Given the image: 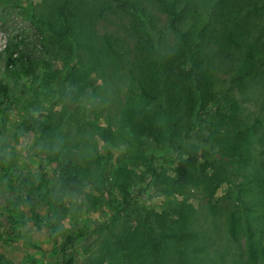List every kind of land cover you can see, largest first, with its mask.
Returning a JSON list of instances; mask_svg holds the SVG:
<instances>
[{
  "label": "rangeland",
  "instance_id": "obj_1",
  "mask_svg": "<svg viewBox=\"0 0 264 264\" xmlns=\"http://www.w3.org/2000/svg\"><path fill=\"white\" fill-rule=\"evenodd\" d=\"M214 1L195 0L189 21H206ZM67 2L75 35L60 38L53 32L63 26L57 7ZM106 4L111 9L97 16ZM247 7L234 32L239 46L223 34L237 13L220 9L211 16L207 36L220 53L205 61L219 101L207 105L208 114H191L196 127L187 142L199 147L198 155L179 174L181 149L156 139V127L165 125L159 121L167 123L159 115L166 99L148 100L138 91L146 78L128 12L109 0H0V82L9 96L0 104V154L7 161L0 166V264H56L65 236L83 226L88 231L66 252L71 264H264V63L244 88L231 82L245 37L255 41L261 21L250 19ZM167 42L172 48L171 35ZM11 50L21 60L8 66ZM233 99L239 112L227 126L219 113H229ZM29 117L47 124L46 138L30 128ZM215 124L224 138L253 128L246 163L221 153L210 138ZM13 170L28 178L38 221L23 199L15 201ZM119 185L131 204L123 205ZM164 232L174 237L155 250L152 239Z\"/></svg>",
  "mask_w": 264,
  "mask_h": 264
},
{
  "label": "trees",
  "instance_id": "obj_2",
  "mask_svg": "<svg viewBox=\"0 0 264 264\" xmlns=\"http://www.w3.org/2000/svg\"><path fill=\"white\" fill-rule=\"evenodd\" d=\"M109 1L131 16L130 28L135 36V48L141 59L140 70L142 76L146 78L143 82H139V93L148 100L166 99L165 107L167 108L162 107V105L160 108L162 107L161 110L167 113L168 117L161 110L159 115L160 118H165L167 123L159 121L165 125L156 127V133L159 136L156 139L160 143L175 145L181 149L182 154L179 155V163L176 168V171L181 174L187 167L195 166L199 150L196 144L187 142L190 138L188 132L196 127V124L191 122L189 118L193 113L208 114L207 105L219 101L212 89L214 69L211 71L210 62L205 61L207 57L212 59L213 54L219 55L220 53L219 50H214L211 43L212 39L207 36L209 25L213 21L211 16H217L220 9L226 12L232 10L237 13V17L228 19L233 25V29L227 26L223 32L226 42L234 46H239L234 34L238 25L239 13L251 5L253 8L247 7V12L251 16L250 19L261 17L260 25L256 27L258 34L255 36L256 38L254 37L255 41L250 40L251 34L245 37L241 65L236 68V72L231 77V82H235L240 88H244L247 80L254 77L261 64L264 63V0H215L213 6L210 7V17H207L204 22H199L193 16L192 22L189 21V13L192 14V9L197 6L195 0H147L148 3L143 0ZM69 9L70 2L57 7L58 19L63 23L61 29L53 30L57 37L65 38L75 35L73 32L74 24L68 15ZM106 9L110 10L111 5H103L96 11V15L102 16ZM77 10L79 11L78 8ZM77 10L75 9V11ZM161 15L164 17V21L162 26H159ZM168 35H171L174 40L172 48L167 45ZM107 46L111 48L109 41ZM13 54L14 50L8 53V66L9 64L15 65L17 61L21 60L13 57ZM20 67H22L21 64ZM8 98V89L5 84L0 82V104ZM230 109L229 113H219V121L224 122L227 126L235 122L239 112V105L235 99L231 100ZM178 110L182 111V115L177 112ZM28 122L30 128L42 139L47 137L49 127L46 123L36 121L34 117H29ZM252 135L253 128L244 126L224 138L220 131V124H215L210 138L216 140L219 150L224 156L236 159L239 163H246L249 159ZM5 165H7L6 158L0 154V166ZM13 174L18 182L16 203L23 199L32 218L38 221V201L33 194L26 191L27 176L14 170ZM68 179V172L61 176L63 184H66ZM168 179L169 177H166L165 180ZM261 184L264 190V180H261ZM118 188L123 205L131 204L127 187L119 185ZM236 220V217L231 215L229 233L233 238H236L237 234ZM87 231L88 228L83 226L65 236L64 241L60 244L62 258L56 264H71V259L66 257V252L69 246ZM151 232L155 233L154 228H151ZM188 236L183 235L179 239L183 240ZM173 237L174 235L166 232L158 233L152 239L154 249H158L162 239ZM248 249L250 258L255 260L257 255L255 245L249 243Z\"/></svg>",
  "mask_w": 264,
  "mask_h": 264
}]
</instances>
